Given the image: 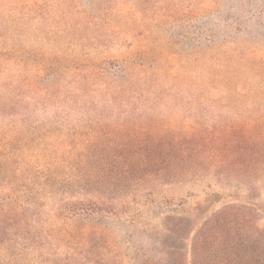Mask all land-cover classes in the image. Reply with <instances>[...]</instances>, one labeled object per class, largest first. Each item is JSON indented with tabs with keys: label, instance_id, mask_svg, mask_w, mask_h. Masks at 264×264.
Wrapping results in <instances>:
<instances>
[{
	"label": "rangeland",
	"instance_id": "obj_1",
	"mask_svg": "<svg viewBox=\"0 0 264 264\" xmlns=\"http://www.w3.org/2000/svg\"><path fill=\"white\" fill-rule=\"evenodd\" d=\"M257 119L264 0H0V264H264V146L242 180L172 176Z\"/></svg>",
	"mask_w": 264,
	"mask_h": 264
},
{
	"label": "trees",
	"instance_id": "obj_2",
	"mask_svg": "<svg viewBox=\"0 0 264 264\" xmlns=\"http://www.w3.org/2000/svg\"><path fill=\"white\" fill-rule=\"evenodd\" d=\"M136 66V65H135ZM142 65H137L136 67H141ZM127 66L119 68V72L123 73L126 77L128 76ZM253 120L255 127L253 129L247 130L246 127H239L238 124H230L220 131L212 132V139H208L207 142L201 141L199 144H192L188 146L181 147L178 149L175 145L176 151L182 152V154L187 151L194 152L195 157L190 159L180 158L174 162L173 172V183L177 185L192 184L194 186H201V182L206 181V176H211L216 178V173L218 171L224 170V172L219 171L220 179H228L229 181L242 180V176L238 172L246 175L247 166L253 165L254 167L259 166L260 156L252 157V147L264 146V127L262 119ZM183 148V149H182ZM247 155V151H249ZM253 154H258L257 151L253 150ZM149 163L144 162L140 166L148 165ZM230 171L233 173H227ZM222 174V175H221ZM223 177V178H222ZM79 182L86 180L85 176L78 177ZM208 186V185H207ZM207 188V187H206ZM208 193H206L207 195ZM82 195V192L79 193ZM217 195L221 196L219 193ZM74 196L70 195L72 199ZM67 199V198H65ZM0 200L2 202L0 207V213L5 216L10 213V209L15 208L18 203V199L10 189L1 188L0 189ZM100 203V207L103 208L104 203L102 201H96ZM185 202L181 200L183 205ZM15 205V206H14ZM74 209L78 206H83V201H75L73 203ZM245 204L242 208L237 209L236 207L230 208L228 204L224 205V209L216 211L212 216L208 217V221L202 227L210 232L213 228H218L217 236L223 238L224 236L231 235L236 227L232 226L236 223V214H241L246 211ZM110 209V206L107 207ZM82 209V208H80ZM83 211V210H82ZM246 216V215H242ZM245 223H248L246 217L243 219ZM243 223V221L239 222Z\"/></svg>",
	"mask_w": 264,
	"mask_h": 264
}]
</instances>
